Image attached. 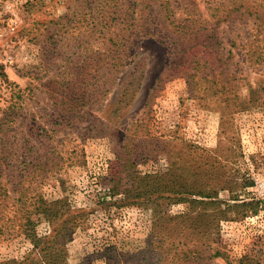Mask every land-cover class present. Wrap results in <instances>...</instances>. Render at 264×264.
<instances>
[{
    "label": "rangeland",
    "instance_id": "rangeland-1",
    "mask_svg": "<svg viewBox=\"0 0 264 264\" xmlns=\"http://www.w3.org/2000/svg\"><path fill=\"white\" fill-rule=\"evenodd\" d=\"M188 1L204 7L212 1L232 7L237 1L229 23L216 27L221 45L230 39L244 47L264 45V25L254 22L256 13L264 18V0ZM161 5L159 0H0V140L15 142L18 157L26 151L30 160L44 161L30 170L29 192L64 198L68 208L54 226L36 221L37 235L52 239L58 231L54 247H65L64 264H107L88 256L112 246L120 257L150 243L158 253L167 247L168 255L191 254L189 263L178 264H264V64H248L235 46L224 71L235 72L236 88L224 95L214 87L201 91L192 82L208 70L199 57L206 54L215 67L220 51L197 42L204 30L191 33L196 45L189 48L187 31L182 35L169 25ZM245 7L251 16L242 13ZM119 15L128 17V30L135 32L125 56L112 58L110 51L117 53L123 44L110 37L115 27L120 32ZM179 45L186 51L173 61ZM119 60L108 91L78 107L86 115L58 127L65 80L83 76L90 89L101 88L93 85L108 77L109 61ZM128 83L124 105L118 99ZM45 141L47 149L36 148ZM118 164L122 172H136V185L144 179L138 189L154 184L160 190L139 197L141 202L111 194L104 177ZM243 200L254 202L256 210L243 216L236 214L243 207H227ZM152 206L158 209L155 221ZM67 219L80 224L66 231ZM206 219L214 222L212 235L188 237L186 227L191 222L201 227ZM44 262L24 234H0V264Z\"/></svg>",
    "mask_w": 264,
    "mask_h": 264
},
{
    "label": "trees",
    "instance_id": "trees-1",
    "mask_svg": "<svg viewBox=\"0 0 264 264\" xmlns=\"http://www.w3.org/2000/svg\"><path fill=\"white\" fill-rule=\"evenodd\" d=\"M159 1L160 4H162L161 6L163 16L165 20L168 21V24L176 27L178 31L182 33V35H185L187 31V34L189 35V38L187 40H190V42H192L190 43L189 48L193 47V44L196 45V43H194L196 41V37H194L191 33H198L199 31L204 30L206 32L202 33L201 38L197 42L201 41V46L206 50H213L217 54L220 51V58L217 59V64L215 67L208 63L205 57L206 54H203L204 56L199 57V60L201 61L200 66H207L208 70L206 72H203L202 75L198 76V79L192 82H194V86L196 85V83H199V89L201 91L205 92L206 89L214 87L222 95H224L228 92H232L234 90V87L236 88L237 83L234 82L237 79L235 72L229 71L228 69H225L224 71L226 62L234 56L233 47L235 46H238L242 49V53L245 56L244 60L247 61L248 64L252 66L264 64V45H261L260 47H252L250 44L245 45L244 47V45H236V42L233 39H230L227 46H222V41L218 40V35H216V27L221 22H227V24L229 23L232 18L230 16V13L236 12L239 7L238 4H236L235 6V2L237 1H231L234 7L225 6L222 2H219L218 4V1H212L208 4L209 7H204L201 6V3L195 4L194 2L188 0ZM207 2L208 1H205V3ZM260 7L264 9V6L260 5ZM209 8H211L212 10ZM203 9L207 10L203 11ZM219 9L221 10L220 15L217 14V10ZM175 11H181L182 14H178V16H176ZM246 11L249 13V16H251V14L253 13L252 9L250 10L249 7H245L242 13H245ZM262 13H264V11H262ZM261 16L262 15L258 13H256V15L254 16V22L257 23L258 27L259 25H264V18H262ZM118 17L120 21L119 23L122 24V27H120V32H118L114 24L115 30H112L110 37L112 38L111 40L115 43H119L120 41L123 42V44H118L117 53L110 51V57L112 58H116L118 56H121V58H123V56H125L123 55L124 48L125 46H130V39L133 32H135V29L128 30V26L130 25V23L127 22L128 17H125L124 15H119ZM257 20L259 21V25ZM112 21L113 19L112 17H110L109 22ZM135 24L136 23H134V25ZM179 40L181 39H179L178 37L176 41H173L174 44L178 45ZM179 46L177 48V51L173 55V61H177L180 54L183 53V51H186L184 48H181V46ZM120 47L121 50L118 52ZM221 58H223L222 62ZM194 60L197 61L198 58ZM198 64H200V62H197V64L194 65V69L197 70V67H199ZM107 65L109 69L108 77L104 79V81L100 84L98 83V85H93L101 86V88L97 87L90 89L88 87L90 86L88 80L83 76H76L74 78L65 80V82L62 84V95L60 97V104H62L63 107L60 110L61 113L59 115H61V117L58 118V127L65 126L75 121L79 116L82 117L86 115L87 113L85 111H81L78 107L91 105L94 101L100 99L108 91V86L112 85L115 81L114 76L118 71V65H122V61H109ZM100 68L101 64L98 63L95 69L98 70ZM204 81L206 82V84H204ZM128 85L129 83L126 84L122 89L121 98L118 99V101H122L124 105L128 103V101L126 102V100H124ZM228 99V96L223 99L224 102H227L226 105H228L229 103ZM78 109L80 110V112L78 111ZM4 130H6V128H4ZM14 143L15 142L10 143L6 140H0V234L14 231L20 232L24 234L25 238L28 239L30 243H32L33 248H40V256L42 255L45 260L44 264H64L66 255L65 247L60 245H58V248L54 247V244L57 243L58 231L55 230L53 232L52 239H50V237H40L37 235L35 223L36 221L38 222L39 220L43 219L48 223L53 224L54 226L57 220L62 218L64 212L68 210V208L66 207V201L64 198H58L55 200L44 199L43 196L34 189L29 192L30 181L27 180V177L30 174V170H32L33 168H38L39 165H41L39 164V162L44 161H37V159L30 160L29 158H27L29 156H26V151H24L22 157H18L16 152L13 151L16 150ZM46 144V141L38 143V146L36 148L40 147L42 149H47ZM51 147V149H54L53 146ZM31 148H33L32 144L28 150H31ZM132 150L133 148L129 147V149L126 151L129 153ZM122 155H120L121 158H123ZM125 159L126 161L130 162V159ZM118 165L119 166L116 167L111 166L109 168L108 175L104 177V181H106V184H108V191L111 194L121 192L124 194V196L128 195L132 198L138 199V202H141L139 201V197L148 195V193L153 194L160 190L159 187L155 186L154 184H151V187L148 188L138 189L140 182L144 179H139V182L136 185L135 183L138 179L136 177V172L134 171L135 175H133L132 172H122L120 170L122 164ZM171 168L170 169L173 170V165ZM147 182L151 183V180L149 179L147 180ZM16 192H18L17 196L14 195V193ZM187 200L191 203H194L196 201H203V199L200 200L190 198H188ZM234 200L239 201L238 198H235ZM9 203H11V205H9ZM148 203L151 206V203ZM148 203L142 202V204L144 205H147ZM152 205L156 206V203L152 202ZM230 206L243 207V209H241L240 211H236V214L241 213L243 216L256 210V205L254 206V202H246L244 200L242 202H234L233 204L227 205V207ZM10 209H13L12 213L16 214L14 219L13 217H10ZM152 210L154 211L152 213V221H155L154 214L156 212L155 210L158 209L152 206ZM226 211L227 209H223L220 210L219 213L224 216V213H226ZM79 222L80 221H71V219H67V226L65 230H71L70 228L77 226L78 224H80ZM213 223L214 222L212 220L206 219L201 227H197L195 225V222H191V225L186 227L188 237H191L194 234H201L202 236H205V239H208V237L212 235ZM152 245L153 244L150 243V245L143 248L144 250L136 251L135 253H120V257H118L115 248L109 246L108 248H104L103 251H96L95 253H92L90 256H88V258H95V256H97L98 258H102L107 264H169L170 262L172 264H178L180 260H184L185 262L189 263L190 258L192 257L191 254L186 251L168 255L170 253V249L167 247H165L162 252L158 253L157 251H153L152 248L154 246ZM112 251H114L115 253L113 254ZM135 258L139 259L134 260Z\"/></svg>",
    "mask_w": 264,
    "mask_h": 264
}]
</instances>
